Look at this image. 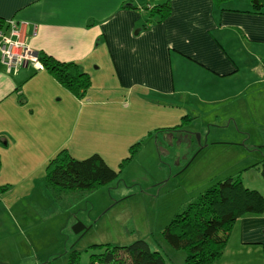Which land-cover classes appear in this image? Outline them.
Returning <instances> with one entry per match:
<instances>
[{"label":"rangeland","instance_id":"obj_1","mask_svg":"<svg viewBox=\"0 0 264 264\" xmlns=\"http://www.w3.org/2000/svg\"><path fill=\"white\" fill-rule=\"evenodd\" d=\"M254 48L246 58L240 53L238 95L191 111L185 102L145 96L124 108L110 67H100L82 99L59 84V91L45 93L38 84L26 85L32 105L26 108L33 114L30 109L13 114L6 131L10 141L0 147V186L6 187L0 194V264H29L28 257L38 264H66L71 253L77 264H89L91 255L100 253L95 246L123 247L138 240L161 252L168 264H183L184 253L161 236L174 216L217 182L259 175L252 162L262 156L254 147L264 141V80L251 68H260L264 50ZM253 79L259 83L249 87ZM88 97L96 106L82 110ZM50 107L55 110L49 113ZM183 117L193 121L177 132H161L177 127ZM188 141L193 147L199 142V148L182 167L191 154ZM64 148L81 159L97 153L117 178L91 192L56 194L46 187L44 170ZM175 151L182 156L174 158ZM76 223L84 228L78 235L72 231Z\"/></svg>","mask_w":264,"mask_h":264},{"label":"crops","instance_id":"obj_2","mask_svg":"<svg viewBox=\"0 0 264 264\" xmlns=\"http://www.w3.org/2000/svg\"><path fill=\"white\" fill-rule=\"evenodd\" d=\"M165 1L0 0V21L6 34L11 29L8 23L13 22L17 35L12 38L25 42L36 55L76 63L91 83L100 67L112 68L110 78L117 76L124 108L145 96L172 104L185 102L191 111L238 95L237 77L244 63L240 53L246 58L254 47L264 50V0H229L223 10L215 9L212 0H170V15L157 21L150 12ZM259 62L260 68L251 71H257L263 81ZM93 67L99 71L91 72ZM32 83L40 85V93L60 90L43 68L30 62L16 71L0 63V147L10 141L6 131L11 116L27 114L32 108L26 88ZM256 83L253 79L248 86ZM92 103L88 97L82 110L96 106ZM53 110L50 107L48 112ZM193 144L188 141L185 148L192 149ZM182 153L175 151L174 158ZM259 160L255 156L252 163ZM257 176L242 183L264 198V183ZM40 262L28 257L29 264ZM218 264H264V212L235 222Z\"/></svg>","mask_w":264,"mask_h":264},{"label":"trees","instance_id":"obj_3","mask_svg":"<svg viewBox=\"0 0 264 264\" xmlns=\"http://www.w3.org/2000/svg\"><path fill=\"white\" fill-rule=\"evenodd\" d=\"M228 1L212 0V4L215 9L223 10ZM170 11V0H166L155 6L150 15L157 17V21H162L170 15ZM0 27H5L1 21ZM37 58L40 67L75 98L82 99L86 96L91 78L82 72L76 63L58 62L41 54H38ZM262 66L264 68V61ZM192 121L190 117H183L177 127L161 132H177ZM254 148L262 156L252 166L258 170L264 183V141L262 145ZM136 151V147L132 145L130 154L133 156ZM196 151L197 147L190 149L192 153L184 160L182 167L189 163ZM126 160H123L121 166ZM249 168L251 167L246 166L244 171ZM44 172L46 187L56 194L69 195L78 191L91 192L98 186L112 182L118 176V172L110 168L97 153L78 159L66 148L58 151L47 162ZM5 191L6 187L0 186V194ZM263 212V196L257 190L244 187L239 174L217 182L199 198L188 203L164 228L161 236L172 250L184 253L183 264H214L220 260L235 222L243 217L261 216ZM95 247L100 253L91 255L89 264H168L161 252L151 250L143 240L123 247L108 244ZM77 258L76 254H69L66 264H77Z\"/></svg>","mask_w":264,"mask_h":264},{"label":"built area","instance_id":"obj_4","mask_svg":"<svg viewBox=\"0 0 264 264\" xmlns=\"http://www.w3.org/2000/svg\"><path fill=\"white\" fill-rule=\"evenodd\" d=\"M10 32L6 34L0 27V63L6 69L16 71L19 67L28 62L40 67L37 55L32 52L25 42L13 39L17 35L15 25L9 22Z\"/></svg>","mask_w":264,"mask_h":264},{"label":"water","instance_id":"obj_5","mask_svg":"<svg viewBox=\"0 0 264 264\" xmlns=\"http://www.w3.org/2000/svg\"><path fill=\"white\" fill-rule=\"evenodd\" d=\"M83 230H84V228L80 223H76L72 227V231L75 235L80 234Z\"/></svg>","mask_w":264,"mask_h":264}]
</instances>
